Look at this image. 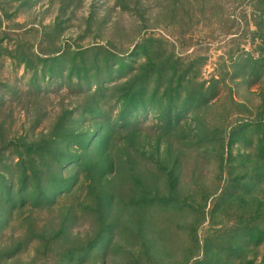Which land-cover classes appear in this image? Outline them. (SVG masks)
Returning a JSON list of instances; mask_svg holds the SVG:
<instances>
[{
  "label": "rangeland",
  "instance_id": "1",
  "mask_svg": "<svg viewBox=\"0 0 264 264\" xmlns=\"http://www.w3.org/2000/svg\"><path fill=\"white\" fill-rule=\"evenodd\" d=\"M0 264H264V0H0Z\"/></svg>",
  "mask_w": 264,
  "mask_h": 264
}]
</instances>
